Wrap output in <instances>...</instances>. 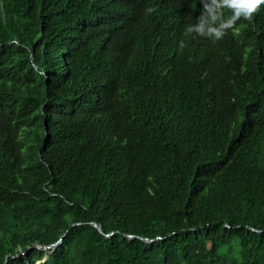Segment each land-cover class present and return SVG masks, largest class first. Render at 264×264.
Segmentation results:
<instances>
[{"label":"trees","instance_id":"1","mask_svg":"<svg viewBox=\"0 0 264 264\" xmlns=\"http://www.w3.org/2000/svg\"><path fill=\"white\" fill-rule=\"evenodd\" d=\"M211 6L0 0V264H264V3Z\"/></svg>","mask_w":264,"mask_h":264},{"label":"clouds","instance_id":"2","mask_svg":"<svg viewBox=\"0 0 264 264\" xmlns=\"http://www.w3.org/2000/svg\"><path fill=\"white\" fill-rule=\"evenodd\" d=\"M172 5L173 10V31L193 39L198 38V34L206 35L210 38L219 39L223 35L222 31H204L201 19H213L217 13L213 12L211 0H165ZM258 7L264 0H253ZM256 8L252 9L254 12ZM251 12L245 18H250ZM227 26H231L228 24Z\"/></svg>","mask_w":264,"mask_h":264},{"label":"water","instance_id":"3","mask_svg":"<svg viewBox=\"0 0 264 264\" xmlns=\"http://www.w3.org/2000/svg\"><path fill=\"white\" fill-rule=\"evenodd\" d=\"M79 223H75L73 226L77 225ZM93 225L99 229V231L101 233H104L103 229H102V226L97 224V223H93ZM112 234V233H111ZM111 234H107V236H110ZM129 237L131 238H135L136 236H133V235H129ZM143 241L147 242V243H151L153 242L152 239H149V238H146V237H140ZM62 242V238L59 239L56 243L52 244V245H49V246H42V245H37L39 248H55L57 245H59L60 243Z\"/></svg>","mask_w":264,"mask_h":264},{"label":"rangeland","instance_id":"4","mask_svg":"<svg viewBox=\"0 0 264 264\" xmlns=\"http://www.w3.org/2000/svg\"><path fill=\"white\" fill-rule=\"evenodd\" d=\"M222 250H224V249H222Z\"/></svg>","mask_w":264,"mask_h":264},{"label":"snow or ice","instance_id":"5","mask_svg":"<svg viewBox=\"0 0 264 264\" xmlns=\"http://www.w3.org/2000/svg\"><path fill=\"white\" fill-rule=\"evenodd\" d=\"M250 2H251V0H250Z\"/></svg>","mask_w":264,"mask_h":264}]
</instances>
